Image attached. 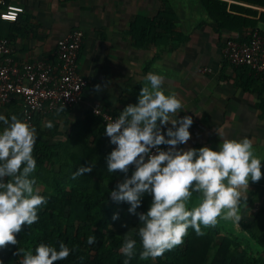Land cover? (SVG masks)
I'll use <instances>...</instances> for the list:
<instances>
[{
	"label": "crops",
	"instance_id": "0c3cea01",
	"mask_svg": "<svg viewBox=\"0 0 264 264\" xmlns=\"http://www.w3.org/2000/svg\"><path fill=\"white\" fill-rule=\"evenodd\" d=\"M12 3L24 6L25 12L17 22L1 21L0 35L11 42L19 64L54 58L52 62H57L58 41L74 29H81L85 34L78 63L89 86L77 104L56 113H40L36 122L38 128H46L48 122H52L53 127L45 129L52 145L74 139L68 149L71 153L67 151L66 156L73 153L81 158L88 153L94 156L97 161L91 172L93 184L103 180L104 167H107L100 150L102 141L86 131L73 137L72 127L84 122L96 103H102L115 117L128 104L138 103L140 91L148 83L145 77L149 72L164 76L166 93L175 92L181 99L183 108L172 119L184 116L193 119L189 129L191 138L179 148L209 146L218 150L221 137H247L252 140L256 155L262 158L261 170L264 172L262 113L255 95L240 86L245 76L243 69L224 63L227 48L224 46L229 35L220 38L210 25L196 28L195 21H179L180 28L189 34V40L177 49L171 52L157 47L137 50L133 47L132 37L127 34L129 25L137 16H157L162 10L160 0H12ZM260 29L264 30V27L260 26ZM98 84L103 91H95ZM11 103L0 102V115L7 118L15 115L9 106ZM19 111L22 112V103ZM3 127L0 122V130ZM168 127L172 125L163 127L165 133ZM107 147L112 150L110 145ZM161 147L168 148L167 145ZM105 171L106 175L110 174L107 168ZM114 176L116 185L120 183L118 171L111 173L106 182L112 186ZM247 194V206L241 209L242 220L254 221L264 207V176L259 182H250ZM199 202L200 194L193 193L189 207ZM216 225L220 230L219 238L227 236L229 231L245 234L240 222L218 218ZM254 245H251L253 251H259V245Z\"/></svg>",
	"mask_w": 264,
	"mask_h": 264
},
{
	"label": "clouds",
	"instance_id": "9594fccd",
	"mask_svg": "<svg viewBox=\"0 0 264 264\" xmlns=\"http://www.w3.org/2000/svg\"><path fill=\"white\" fill-rule=\"evenodd\" d=\"M139 94L138 103L128 104L118 117L106 123L105 135L116 147L106 157L107 171L125 174L113 201L126 202L128 211L138 215L137 235L142 246L141 260H155L165 252L183 244L189 228L198 236L204 235L202 226H215L218 218L242 220L241 209L247 206L250 182H259L264 176L262 158L255 153L251 139L221 137L218 150L209 146L184 150L193 124L191 116L172 119L183 108L175 92L166 93L164 76L149 72ZM106 87V85H105ZM96 92L103 87L95 86ZM63 110V109H61ZM0 249L18 244L17 234L23 226L38 221V210L48 201L35 187L33 173L37 161L33 156L37 129L30 122L12 115H0ZM171 124L166 133L163 127ZM52 128L51 121L47 124ZM167 145V150L160 146ZM155 150V151H153ZM131 166L135 171L127 176ZM94 163L81 166L73 179L91 173ZM193 193L200 194V202L189 207ZM145 194L152 201L146 213H137ZM119 219V213L113 215ZM96 238L90 236L88 244ZM137 240L130 231L125 235L121 252L128 257L136 253ZM74 249L63 242L56 247L40 244L24 253L21 264H56L69 257ZM22 250L19 249L17 255ZM2 264V262H0Z\"/></svg>",
	"mask_w": 264,
	"mask_h": 264
},
{
	"label": "trees",
	"instance_id": "16d2710c",
	"mask_svg": "<svg viewBox=\"0 0 264 264\" xmlns=\"http://www.w3.org/2000/svg\"><path fill=\"white\" fill-rule=\"evenodd\" d=\"M4 1L5 5H0V12L12 3V0ZM160 1L162 10L157 16H137L129 25L127 34L132 37L133 47L137 50L157 47L171 52L177 49L180 44L189 40V34L180 28L179 21H195L196 28L210 25L220 38L225 34L229 35L225 48L231 41H249L257 31L264 35V30L260 29V26H264V0ZM1 21L3 20L0 19ZM53 60L55 58L47 59ZM224 63L234 67L226 59ZM241 69L245 76L242 77L240 86L255 95L264 122V74L248 67ZM9 106L19 116L21 103L15 101ZM34 127L38 137L33 152L37 161V168L33 173L37 181L35 187L48 202L38 210V221L31 226H23L22 231L17 234L18 244L0 249L2 264H21L24 253L31 251L35 254V249L40 244L54 246L59 250L61 242L74 250L67 259L56 264H124L128 259L121 252L125 236L118 233L115 220L112 219L114 214L119 213L120 216L124 212L134 228L132 237L137 240L136 253L129 260V264H264V207L254 221H240L245 234L229 231L227 236L219 238L220 230L215 225L207 228L202 226L205 234L198 236L189 228L183 244L155 260H141L142 246L137 235L141 222L138 215L129 213V204L112 200L110 193L116 190V177L113 178L114 186L107 183L111 173L106 175L104 167L103 180L97 184L91 182V173L73 179V173L81 166H88L90 162L95 164L97 160L89 153L83 154L82 158L74 153L66 156L74 139L52 145L45 130L47 127L38 128L36 117ZM84 131L102 141L100 150L102 159L106 160L112 150L107 147L109 143L101 118L89 113L84 122L72 127L71 136H78ZM97 165H100L99 161ZM134 171L135 167L131 166L127 176ZM118 174L122 182L125 174L119 171ZM151 201V195L145 194L137 213H146ZM90 236L96 238V242L91 245L87 243ZM251 243L259 245L260 250L254 252ZM19 249L22 251L17 255Z\"/></svg>",
	"mask_w": 264,
	"mask_h": 264
},
{
	"label": "built area",
	"instance_id": "2783aa9c",
	"mask_svg": "<svg viewBox=\"0 0 264 264\" xmlns=\"http://www.w3.org/2000/svg\"><path fill=\"white\" fill-rule=\"evenodd\" d=\"M0 5H5V1L0 0ZM24 12V6L11 3L0 13V19L14 23ZM84 40V32L74 29L58 41L57 62L38 59L19 64L11 42L0 37V102L19 100L22 103L20 119L32 126L39 113H56L77 104L89 86L78 63ZM225 58L236 68L248 67L264 74V35L257 31L247 42H229ZM91 111L101 118L104 127L117 118L102 103L94 104ZM107 140L113 150L116 146L110 143L109 137Z\"/></svg>",
	"mask_w": 264,
	"mask_h": 264
},
{
	"label": "rangeland",
	"instance_id": "374dc122",
	"mask_svg": "<svg viewBox=\"0 0 264 264\" xmlns=\"http://www.w3.org/2000/svg\"><path fill=\"white\" fill-rule=\"evenodd\" d=\"M115 226H116L115 227L116 230L118 231L120 235L125 236L129 231H130V234L133 235L134 228L131 225L130 218L126 212L122 213L119 216V219L115 220ZM244 243H245V239H244Z\"/></svg>",
	"mask_w": 264,
	"mask_h": 264
}]
</instances>
